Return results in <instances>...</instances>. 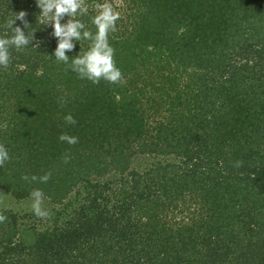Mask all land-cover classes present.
I'll use <instances>...</instances> for the list:
<instances>
[{
  "label": "trees",
  "instance_id": "16d2710c",
  "mask_svg": "<svg viewBox=\"0 0 264 264\" xmlns=\"http://www.w3.org/2000/svg\"><path fill=\"white\" fill-rule=\"evenodd\" d=\"M107 2L118 84L56 61L37 0H0V35L21 11L33 33L0 67V193L53 206H0V264H264V0Z\"/></svg>",
  "mask_w": 264,
  "mask_h": 264
},
{
  "label": "clouds",
  "instance_id": "9594fccd",
  "mask_svg": "<svg viewBox=\"0 0 264 264\" xmlns=\"http://www.w3.org/2000/svg\"><path fill=\"white\" fill-rule=\"evenodd\" d=\"M37 5L41 9L39 22L43 25H51L52 35L57 38V46L54 50V56L57 62L69 65L79 78L98 84L105 80L111 84L122 83V72L114 60V48L109 42V33L114 32L117 27V21L120 19V13L114 10L113 6L105 0L104 3L95 5L96 14L90 16V23L95 26V31L88 27L83 17L89 15V5L87 0H37ZM26 13L21 11L6 22V28L10 30V35H0V67H8L11 63V50H24L30 44L32 45L33 33L25 31L16 25V20L24 22V27L29 29L28 22L24 20ZM67 15L66 23L61 21ZM14 25H16L14 27ZM86 40L90 42L87 51L81 54V51L70 56L68 53L76 47L77 42ZM81 44V43H80ZM71 58V59H70ZM64 120L67 124L75 125V117L69 113L65 115ZM59 140L70 145L79 142V137L68 133H61ZM70 155L64 157L65 162L70 160ZM11 160V154L8 148L0 143V166ZM26 180L28 176L24 177ZM51 178L50 173L37 178L32 176V180L39 179L46 183ZM32 195L35 197L34 212L37 216H47L46 209L41 207L43 193L36 189ZM6 217L0 214V222Z\"/></svg>",
  "mask_w": 264,
  "mask_h": 264
},
{
  "label": "rangeland",
  "instance_id": "374dc122",
  "mask_svg": "<svg viewBox=\"0 0 264 264\" xmlns=\"http://www.w3.org/2000/svg\"><path fill=\"white\" fill-rule=\"evenodd\" d=\"M152 162V159H148L147 165ZM145 163L140 167L139 169H143L145 167ZM34 203H35V197L25 199V200H16L12 198L10 195L1 194L0 193V206L8 209H13L20 213H26V212H34ZM41 207L43 209L49 210L53 206H51L48 201L42 200Z\"/></svg>",
  "mask_w": 264,
  "mask_h": 264
}]
</instances>
